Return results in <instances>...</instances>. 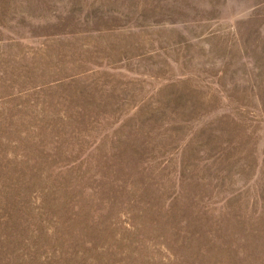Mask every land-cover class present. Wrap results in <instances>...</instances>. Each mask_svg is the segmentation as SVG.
I'll use <instances>...</instances> for the list:
<instances>
[{"label":"rangeland","instance_id":"374dc122","mask_svg":"<svg viewBox=\"0 0 264 264\" xmlns=\"http://www.w3.org/2000/svg\"><path fill=\"white\" fill-rule=\"evenodd\" d=\"M0 264H264V0H0Z\"/></svg>","mask_w":264,"mask_h":264}]
</instances>
